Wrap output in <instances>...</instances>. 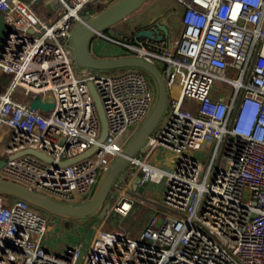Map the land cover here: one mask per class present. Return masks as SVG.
Instances as JSON below:
<instances>
[{
  "label": "built area",
  "instance_id": "obj_1",
  "mask_svg": "<svg viewBox=\"0 0 264 264\" xmlns=\"http://www.w3.org/2000/svg\"><path fill=\"white\" fill-rule=\"evenodd\" d=\"M55 1L58 15L44 19L35 0H0L10 28L0 53V136L10 134L0 150V161L7 159L0 178L81 202L121 152L125 133L149 114L156 86L141 69L79 70L72 31L90 2L106 0ZM175 1L179 36L138 38V27H125L93 39L96 56L157 65L169 105L88 246H49L55 215L0 193V264H264V0ZM91 82L108 122L103 142ZM49 95L52 110L31 107ZM94 145L92 155L62 164ZM29 149L53 161L28 152L11 157ZM158 149L172 154L173 166L149 160ZM137 179L138 187L161 183L164 192L133 238L121 219L135 203L146 204L133 188ZM116 214V225L104 226Z\"/></svg>",
  "mask_w": 264,
  "mask_h": 264
},
{
  "label": "water",
  "instance_id": "obj_2",
  "mask_svg": "<svg viewBox=\"0 0 264 264\" xmlns=\"http://www.w3.org/2000/svg\"><path fill=\"white\" fill-rule=\"evenodd\" d=\"M148 1L150 0H116L112 4L100 11H96L95 13L84 11L83 21L75 26L70 37L75 63L79 70L114 72L130 68L141 69L153 79L156 86V99L149 114L124 144L121 152L113 158L104 170L92 196L81 202L62 201L41 193L22 183L4 178H0L1 194L22 198L31 204L56 216L65 218L68 221L92 219L95 217H98L99 219L105 218L106 213L112 204V200L109 197L111 194L115 193L114 189L120 188L121 184L127 180V169L131 165L132 160L148 145L151 135L164 119L168 110L169 94L163 73L157 65L138 56L117 58L96 56L92 52V42L98 32L108 31L120 24ZM138 28L139 29L136 32L138 38L149 37L162 40L165 36L170 35V29L167 23L164 20H160L159 17L155 19V26H141ZM9 30L10 28L5 21L3 14L0 12V53L3 49V44ZM89 86L101 118L102 132L99 140L100 142H103L107 137L108 122L100 95L95 85L91 82ZM52 98L51 95L47 96V98L41 96L35 97L31 101V107L36 110L48 112L55 106ZM97 148L98 145H94L86 153L79 155L72 160L62 162V164H70L88 157L92 155ZM27 152L38 155L51 162L53 161L50 156L34 149L26 150L11 157L13 158ZM6 161L7 159L0 161V170L6 164ZM139 181L140 179H137L133 183V188L142 194L149 183L145 181L143 185L138 187ZM118 220L119 215L116 214L111 222L112 226H115Z\"/></svg>",
  "mask_w": 264,
  "mask_h": 264
},
{
  "label": "rangeland",
  "instance_id": "obj_3",
  "mask_svg": "<svg viewBox=\"0 0 264 264\" xmlns=\"http://www.w3.org/2000/svg\"><path fill=\"white\" fill-rule=\"evenodd\" d=\"M116 0H106L105 4L97 1H92L89 3L88 8L85 10L88 13H95L96 11H100L103 8L107 7L108 5L112 4ZM177 2L175 0H150L147 3H145L139 10H137L135 13H133L130 17L125 19L123 22L120 24L116 25L113 27L111 30L116 31L119 29L125 28V33H129L130 31L129 28V22L132 19V17H135V21H137L139 24L142 26H150L152 25V22H154L153 18L156 16L159 17L160 20H164L165 18L168 19V23L170 28V33L171 36H179L181 31H182V26L180 25V13L179 14L175 13L176 12V4ZM176 4V5H175ZM172 5V6H171ZM175 5V6H174ZM34 11L37 12L38 6L35 4L32 6ZM181 10V9H180ZM58 15V4H56L55 8L53 9L52 12L49 14H45L47 19H54ZM4 81V76H0V91H1V84ZM228 86L227 82H225ZM138 128V126H132L124 135V139L126 142L128 139L132 136L134 131ZM1 135V133H0ZM10 134L4 133L3 136H0V150L2 147H4L8 140H9ZM143 154V153H142ZM167 155H172L171 153L167 152ZM132 167L130 165L127 169V172L129 174V169ZM128 177V176H127ZM99 182V181H98ZM151 189L149 192H146V194H143V198L146 199L147 201L146 204H141V203H135L134 207L132 210L129 212V214L121 219V225L129 231V235L133 238H138L141 234V231L143 229V225L145 221L149 218L151 214V208H150V201L153 203L157 204H162L158 201L161 200V193L163 190V184L161 183H153L150 185ZM115 193L111 194L109 197L111 200L116 198V196L119 195V190H115ZM149 196V197H148ZM162 209V207H160ZM56 216V215H55ZM60 217V216H56ZM80 221V228L72 227L71 222L65 221L63 227V233L62 234H55V233H49L48 236V245H54L56 242H65L69 239H72L73 243H80L82 244L83 247L88 246V241L92 237L93 230L95 227L100 226L102 224V219L99 220L98 217L92 218V219H81L78 220ZM106 227H111V222H105L104 223ZM57 225V224H56ZM57 232L58 229H55ZM58 233V232H57Z\"/></svg>",
  "mask_w": 264,
  "mask_h": 264
},
{
  "label": "crops",
  "instance_id": "obj_4",
  "mask_svg": "<svg viewBox=\"0 0 264 264\" xmlns=\"http://www.w3.org/2000/svg\"><path fill=\"white\" fill-rule=\"evenodd\" d=\"M25 1H31V0H25ZM35 4L38 6L37 13H39L44 19H47L45 14H49L50 12H52L53 9L55 8L57 2L55 0H35V2L32 3V6H34ZM176 7H177V5H176ZM156 18H157V16L155 18L151 19V20L154 21ZM164 21L167 23V25H168V27L170 29L171 27L169 26L168 19L165 18ZM127 25H129V28H128V30L130 29V31H128L129 33L132 32L133 30H135L137 27H141L142 26L137 21H135V17H132V19L130 20L129 24H127ZM142 151H141V153H142ZM149 160L152 163H154V164L163 165V166H173V164H174L173 156L172 155H167V152L163 151L161 149L156 150L152 154V156L149 158ZM151 184H153V183H149L147 188H146V190L142 194H146V192H149L150 190H152L151 186H150ZM163 192H164V186H163V190H162V193H161V200L158 201L160 203H162ZM149 204H150L151 211L153 210L152 207H159V204L153 203L152 201H150ZM147 220L145 221L144 225L146 224ZM65 221H68V220L65 219V218H62V217L54 216L52 218V227H51L50 233H55V234H59V235L62 234L63 233L62 229H63V227H65V225H64ZM69 222H71V226L72 227H76L78 229L81 227L80 224H79L80 221H69ZM144 225H143V227H144ZM55 229H58V231H57L58 233L55 231ZM67 241L68 242H72V239H69ZM56 243L60 244L62 242L59 241V242H56ZM58 244H54L53 247L57 246Z\"/></svg>",
  "mask_w": 264,
  "mask_h": 264
},
{
  "label": "trees",
  "instance_id": "obj_5",
  "mask_svg": "<svg viewBox=\"0 0 264 264\" xmlns=\"http://www.w3.org/2000/svg\"><path fill=\"white\" fill-rule=\"evenodd\" d=\"M86 11V10H85Z\"/></svg>",
  "mask_w": 264,
  "mask_h": 264
}]
</instances>
